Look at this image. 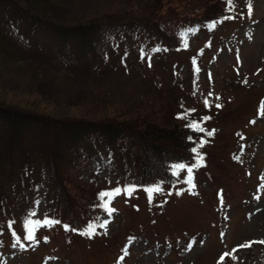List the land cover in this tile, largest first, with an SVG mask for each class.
Wrapping results in <instances>:
<instances>
[{
    "label": "trees",
    "instance_id": "obj_1",
    "mask_svg": "<svg viewBox=\"0 0 264 264\" xmlns=\"http://www.w3.org/2000/svg\"><path fill=\"white\" fill-rule=\"evenodd\" d=\"M74 4L78 6L72 7ZM96 8L92 0H0V79L12 85L22 98L5 99L6 86H1L0 164L2 148L13 143L19 126L29 136L22 147L20 168V162L11 156L7 176L0 178V239L6 232L13 244L20 246L28 245L37 230L42 236L50 235L53 241L65 234L88 243L98 241L110 249V259L114 261L122 251L121 239L127 237L131 228L121 226L109 236L100 233L99 217L109 206L106 197L116 192L125 196L124 205L135 209L142 195L151 201L156 192L181 194L190 187L188 175L192 173L216 183L213 177L218 174L207 169L213 163L208 149L212 145H208L207 138L217 137L220 127L215 132L212 124L224 116L223 109L229 102L224 97L209 98L197 90L192 71L197 63L205 65L207 55L202 47L184 59V70L177 67L176 61L167 59L186 48L189 35L200 33L203 40L210 39L222 25L238 17L241 22L246 21V16L241 15H246L247 10L245 0H126L120 10ZM14 20L44 29L61 40L80 41L76 54L82 57L81 64L87 71L93 73L97 65L112 80H132L135 91L151 94V99L138 101L133 107L115 105L109 96L99 94L91 95V104L84 99L89 87L83 86L67 100L62 114L54 113L53 107L42 105L49 98L54 100L51 91L56 92V85L46 78L47 68L54 65L72 72L75 63L65 68L51 59L56 55L54 51L24 41L16 33ZM115 36L119 38L114 39ZM127 38L130 44L119 48V43ZM99 40H105L107 47H99ZM150 49L164 56L152 62L142 59ZM25 76L29 80L21 86ZM260 96L263 95L257 98L254 113L260 110ZM85 103L89 107L75 113L74 107ZM7 126L9 137L5 139L1 135ZM240 135L245 138V134ZM87 139L94 143L89 146V153L109 156L110 176L100 175V165L96 163L91 178L83 179L82 170L86 168L74 167L75 160L68 156L73 154L65 155L69 144L82 147ZM237 143L226 151L231 161L235 153L242 155L235 149ZM8 149L12 151L11 147ZM80 158L85 159V154L81 153ZM19 169L22 173L15 177L14 172ZM23 173L32 180L26 181ZM15 178L20 182V192ZM33 182L43 183L46 189L27 195L26 189ZM36 196L45 201L44 215L40 217L32 213ZM38 221L45 223V229L38 227ZM175 232L165 233L164 241L179 237ZM204 257V264H235L233 259L224 254L215 256L211 250ZM105 262L112 264L108 258ZM193 264L203 263L197 258ZM241 264L253 262L249 259Z\"/></svg>",
    "mask_w": 264,
    "mask_h": 264
},
{
    "label": "rangeland",
    "instance_id": "obj_2",
    "mask_svg": "<svg viewBox=\"0 0 264 264\" xmlns=\"http://www.w3.org/2000/svg\"><path fill=\"white\" fill-rule=\"evenodd\" d=\"M92 2L97 6L96 10L103 11L108 8L120 10L126 0ZM245 6L247 13L241 16H246V21L241 22L238 17L235 21L219 27L206 40L200 38V33L189 35L186 48L179 54L168 55L167 59L171 63L176 61L179 64L177 67L184 70L187 68L184 59L196 53V48L202 47L204 55H207L204 56L205 65L201 67L197 63L192 71L197 90L209 98L222 100L221 97H224L229 102L223 109L224 116L212 124L213 130L216 128L215 132L220 127L217 137L212 135L207 138L208 145H212L208 149L213 162L207 169L211 168L218 174L213 177L214 182L217 179L216 183L201 178L202 174L200 176L192 173L188 178L194 183L181 194L156 192L151 201H147V196L142 195L137 200L138 207L135 209L121 202L125 196L117 193L110 195L107 198L109 206L99 217L100 233L109 236L121 226L131 228L127 237L121 239L122 244L118 247L122 251L120 250V256L114 261L110 259V249L102 246L103 244L100 246L98 241L88 243L80 237H68L65 234L53 241L50 235L42 236L37 230L36 238L28 245L20 246L13 244L8 233H3L0 239V264H105L107 258L112 264H193L195 259L200 258L204 264L207 262L205 252L210 255V250L215 252V256L224 254L233 259L235 264L249 259L253 264H264V0H245ZM7 18L10 19V16ZM14 23L16 33L24 41L37 43L46 46L50 52L54 51L56 55L51 59L59 62L61 66L67 68L75 63L72 72H64L62 68L54 65L47 68L46 78L49 83L56 85V92L51 93L54 100L57 98L58 101L49 98L42 105L53 107L54 113L62 114L66 110L64 108L67 100L75 97L77 89L83 86L89 87L85 102L90 100L91 95L99 94L109 96L115 105L130 104L133 107H137L138 101L151 99V94L135 91L137 88L132 80H112L97 65L94 66L93 73L87 71L81 64L82 57L76 54V46L81 44L80 41L61 40L44 29L24 26L16 20ZM96 44L101 48L107 47L105 40H99ZM129 44L128 38L123 39L119 48ZM127 56L132 58L133 55ZM163 56L150 49V53L142 59L152 62ZM25 77L21 86L29 80ZM4 81L0 79V88L4 86L5 89L6 86L5 99L21 101L20 93ZM139 88L141 90L142 86L138 85V90ZM261 94L263 96L257 102L260 110L254 113L256 100ZM89 103L93 104L94 101ZM89 103L76 105L75 113L84 111ZM247 117L249 118L246 119ZM8 127L3 131L2 138L8 139ZM241 128L244 133H241ZM240 134H245V138ZM16 135L11 145L2 148L0 178L7 176V162L11 156L15 162H20L19 168L21 166L22 147L29 136L23 133L20 126ZM89 141L90 139L85 141L83 148L81 145L76 147L69 144L65 155L73 154L68 156L75 160L74 167L86 168L82 170L83 179L91 178L90 172L95 169L96 163L100 165V175L110 176L109 156L89 153V146L94 144ZM235 141L239 142L235 149L242 155L237 156L235 153L231 161L226 151L232 148ZM9 147L12 148L11 152ZM81 153L85 154V159L80 158ZM241 159H244L242 163ZM18 172L22 173V169L14 172L15 177ZM22 175L26 181L32 180L28 174ZM33 175L39 179L36 173ZM19 186L20 182L17 180L18 192ZM45 189L43 183L33 182L31 187H27L26 194ZM28 201L32 202V197ZM44 205V198L36 196L32 207L34 217L44 215ZM37 224L40 229H45L42 221ZM173 231L179 237L171 242L164 241L165 233L171 234Z\"/></svg>",
    "mask_w": 264,
    "mask_h": 264
}]
</instances>
